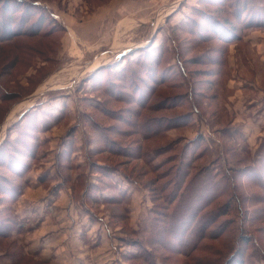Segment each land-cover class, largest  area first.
Returning <instances> with one entry per match:
<instances>
[{"label":"rangeland","instance_id":"1","mask_svg":"<svg viewBox=\"0 0 264 264\" xmlns=\"http://www.w3.org/2000/svg\"><path fill=\"white\" fill-rule=\"evenodd\" d=\"M227 1L22 0L25 11L34 12L26 14V26L33 25L37 33L0 43V94L12 98H0V132L8 107L15 112L0 133V152L7 140L14 141L17 122L26 110L35 112L42 124L58 120L39 130L36 158L22 160L30 163L24 177L0 167V186L9 180L20 188L11 196L0 192V223H13L11 232L0 235V264H64L52 262L48 256L52 251L46 250L65 243L68 264H148L135 240L147 254L163 257L162 264H194L150 243V229L163 225L160 219L154 224L150 212L163 207L154 182L169 168L193 175L195 167L221 149L224 161L219 173L230 169L231 180L226 181L228 189L221 187L220 194L204 198L208 201L203 211H218L219 222L230 219L233 224L204 238L200 245L207 247L191 258L199 255L222 264L235 245L237 228L243 227L258 244L247 264H264V186L252 173L257 171L259 179L264 168V157L261 160L256 150L264 139V116L256 113L258 90L246 86L251 81L264 92V64L249 45L223 43L203 20L204 13L233 20L226 11ZM259 2L264 9V0ZM18 13V9L11 12ZM144 51L160 59L152 69L154 80L133 63ZM258 55L264 57V49ZM231 72L236 74L230 83ZM119 73L129 78L135 74L141 81L129 83ZM132 86L141 88V106L131 97ZM192 105L198 113L187 120ZM46 114L52 118L46 120ZM25 118L20 128L31 124ZM142 122L144 126L153 122L158 132H139ZM197 136L214 153L204 157V152L193 157L192 166L183 167L178 164L182 147L195 143ZM148 150H155L150 159L155 169L146 161ZM104 166L112 171L101 170ZM32 170L40 173L36 184L26 178ZM110 183L119 202L108 200L113 199L107 189ZM90 185L97 191L93 193ZM27 187L31 202L25 210L18 200ZM231 196L239 200L244 223L235 214V203L230 214L222 212L232 204ZM261 214L263 220H258ZM68 229L74 232L69 235L76 241L74 248L64 236Z\"/></svg>","mask_w":264,"mask_h":264},{"label":"trees","instance_id":"2","mask_svg":"<svg viewBox=\"0 0 264 264\" xmlns=\"http://www.w3.org/2000/svg\"><path fill=\"white\" fill-rule=\"evenodd\" d=\"M10 1H13L14 3H11ZM261 0H228L226 5V11L228 12V15L233 18V20L225 19L217 16H211L206 13L202 17L208 26L211 27L214 33L218 34L220 37V40H222L223 43L226 45H229L233 42H240L242 37V31L244 29L253 27V28H264V9L260 8ZM10 4V6L8 5ZM20 4H22V10L20 8ZM33 6H38L37 4L33 3ZM40 7V6H38ZM18 9V15L11 14L12 11ZM25 7V2H22V0H0V43H4L9 41L10 39H14L19 36H27V35H34L37 33L33 25H30V27L26 26V14L32 15L34 14L29 11V14ZM234 22L239 23L238 26L233 25ZM29 32V33H28ZM224 44V45H225ZM142 58L140 61L133 62L135 65H140L143 70L142 72L146 74V76L149 79L154 80V73L152 69H154L155 65L160 62V59H156L153 56L145 55V51L141 52ZM154 55V54H153ZM145 59V60H143ZM156 68V67H155ZM219 71V70H218ZM221 72V71H219ZM126 74L119 73V78H125L129 83H132L135 80H139V78H135V74L133 76L130 75L129 77H125ZM141 81V79L139 80ZM141 88L137 89L136 87L132 86V90L135 91L131 97L136 100V102L141 106L142 101L144 99L141 91ZM4 97H7L4 99ZM0 98L4 101L12 99L9 98L6 94L5 96L0 94ZM192 108L190 112L186 114L187 120L190 119L193 113H198L197 108L195 106H191ZM22 119H20L17 122L16 129H17V135L14 139V141H8L3 146L2 150L3 153L0 152V154H5L4 156L0 155V167H5L8 169L10 173H13L15 176L22 178L25 176V172L30 168V163L27 161H22L24 159H35L37 154L36 151V144H37V134L39 133V130H42L44 127L50 125V123H53L57 118H53V121L50 122H43L41 121V118H36L37 115L35 112L31 110H26L24 113L20 115ZM24 116H28V119H26ZM25 118V122L28 120V123L31 122V124L26 125L27 122L22 126V128L19 127L20 122ZM33 118V121L30 120ZM48 118H52L49 115L46 114L45 119L48 120ZM58 120V119H57ZM41 124L39 126V124ZM27 128H25L26 126ZM153 122H146V126H144V123L140 125L139 132H146V135H152L154 132H158L153 127ZM144 126V127H143ZM233 125L228 127L230 130L228 132L233 131L232 129ZM20 128V129H19ZM226 128V129H228ZM225 129V131H226ZM146 130V131H145ZM235 131V129H234ZM41 132V131H40ZM159 133H157L158 135ZM26 139V140H24ZM195 143L183 146L182 153L179 160L180 165L183 167L189 166L188 163H191V166L193 165V157L199 156L200 154H204V157H208L212 154L213 151L206 150L207 147H203L204 139L201 136H197ZM230 139V138H228ZM29 140H34L32 143ZM263 142L259 144L258 148L256 149L257 152H259V155L261 157V160L264 157V139ZM221 144V143H220ZM66 145V143H65ZM22 148H21V147ZM67 147L69 145L67 144ZM185 148V149H184ZM10 149V150H8ZM22 149V150H20ZM8 150V151H6ZM5 151V152H4ZM26 151V152H25ZM155 150H148L146 152V161L150 165L151 168L155 169V161L150 159H153L152 156H154ZM222 152V149H221ZM216 152L214 158H212L209 162H205L203 165H200L199 167L194 168L193 175H190L188 173H185V171L179 170V168H169L168 172H166L163 176H159V179L154 182V184H157V197L162 201L163 207L162 209L159 208H153L150 212H152L153 221L154 224L157 223L158 219L163 221L162 226H156L152 227L150 229V235L152 234L151 238V244L156 245L158 248L175 254L182 255L187 258V261H195L194 264H221L218 259H211L207 257H199V255H195V257L191 258L196 251H203V245H200L202 240L207 237H215L216 235H219L220 233L227 231L230 224H233V220L230 219H224L223 222H219V214L218 211L205 213L203 210L207 206L206 203L208 200L204 201V198H213L215 194H220V188L222 187V190L224 188L228 189L226 186V181L231 180V170L230 169H222V173L220 174L219 171H221V163L224 161L223 159V152ZM214 153V152H213ZM192 154V155H191ZM27 162V163H26ZM264 162V159L262 163ZM264 165V163H263ZM20 167L19 169H16V167ZM101 170L105 171H112L111 168L101 167ZM191 168V167H190ZM109 169V170H108ZM100 170V171H101ZM261 177L257 178V171L253 170L252 173L254 174V180L256 183L261 184L264 186V168L260 169ZM115 171V170H114ZM177 171V173L175 172ZM116 172V171H115ZM248 172V171H246ZM244 173V175H247V173ZM111 173V172H109ZM180 173V174H179ZM248 173V174H252ZM160 175V174H159ZM243 175V173H242ZM212 177V178H209ZM220 177V178H219ZM256 177V179H255ZM125 178V177H124ZM187 178L188 182H187ZM252 178V179H253ZM40 180V179H39ZM127 180V178H125ZM225 180L224 183L221 181ZM43 181V179H41ZM229 184V182H228ZM113 186V187H112ZM95 185H90V189L93 192V188ZM0 192L1 194L10 195L14 192H17L20 190L19 187H16L15 184H12L11 181L7 180L2 183V186H0ZM153 188V187H152ZM89 189V190H90ZM109 193L111 194V197L113 199V202H119V193L115 186L110 183L108 184ZM264 189V188H263ZM154 191V189H150ZM233 192V186L230 184L229 192ZM94 190V192H96ZM19 192V191H18ZM93 192V193H94ZM113 194V195H112ZM117 195V196H115ZM15 195L13 199H16ZM115 196V197H114ZM153 199L154 197L151 196ZM190 198V200L188 199ZM187 199L189 201H187ZM96 200V199H95ZM231 200L229 206L222 210L223 214L231 213L233 209V204L235 203L236 206L234 208L235 214H238V219L243 218L242 214L243 211L241 209L238 210V203L239 200L236 196H231L229 199ZM96 202V201H95ZM171 205V207H170ZM191 206V209H188V206ZM206 205V206H205ZM169 206V208H168ZM173 206V207H172ZM183 207V209H181ZM180 207V208H178ZM227 209V210H226ZM231 210V211H228ZM192 211L194 213H192ZM263 214H261L259 217H256L258 220H263ZM246 216L243 218V223L246 221ZM248 220V219H247ZM250 220V219H249ZM178 221V222H177ZM176 223V227H170L171 223ZM11 222H5L0 223V235H5L8 232H11ZM160 224H162L160 222ZM169 224V225H168ZM173 225V224H172ZM164 231V235L167 234L166 238H164V235H160V230ZM219 229H221L219 231ZM238 231H234L236 234V242L234 247L228 252V255L224 257V261L222 264H247L246 259L250 256H255L253 253V250L256 252V249L254 246H258L257 241L254 238H251V235H249V232L244 233L243 227L237 228ZM166 232V233H165ZM247 234V235H245ZM160 237V238H159ZM135 243H137L138 246V253L143 255L145 257V261L148 264H162V262L165 261V259L161 256H154L153 254H147L148 251L143 248L142 244L140 242L135 240ZM255 244V245H254ZM206 246V245H205ZM253 246V247H252ZM207 247V246H206ZM263 254V253H262ZM190 263V262H189ZM182 264H188L187 262Z\"/></svg>","mask_w":264,"mask_h":264},{"label":"crops","instance_id":"3","mask_svg":"<svg viewBox=\"0 0 264 264\" xmlns=\"http://www.w3.org/2000/svg\"><path fill=\"white\" fill-rule=\"evenodd\" d=\"M262 31H264V28H253V27H249V28L244 29V31L242 33L241 40H240L239 43H245V45L247 44V46L249 45L251 47V49L253 50V52L257 55L258 61L260 60L261 61L260 63H263L264 64V57L262 55L261 56L258 55L259 53L261 54V51H263V49H264V32H262ZM252 37H253V39L260 38L258 40L259 42H255L254 40L252 41L251 40ZM247 41L248 42L250 41L249 44H248ZM235 43L236 42H233V43L229 44V46L230 45H234ZM230 51H231V49H230ZM229 63H231L230 62V59H229ZM235 74L236 73L231 72V78H230V81H229L230 83L232 82V80H235L234 79L235 78ZM254 84L255 83H253L251 81H248V83L246 84V86L249 89H252L254 87L253 88L254 91H257L258 90V92H259L258 93L259 94L258 95V99H257L259 105H258V103H255V105L257 104L259 106V109L256 111V113L258 114L257 117L258 116L260 117L261 115L264 116V92H261V90H259ZM8 108L10 109V106ZM9 109L7 110V113L5 115V118H4V121H3V127H1V132H2V130H6V127H7L8 123H9L7 119L11 118L14 115V113H15V112H13V110H11L12 108L10 110ZM233 119H234V117H233ZM31 174H32V176H30ZM39 174L40 173L38 171H33L32 170V172H30L27 175L26 178H28V180H30V184H32V183H35L36 184L35 179L38 180L37 178H38ZM27 189H28V187L26 188V190H25L24 194L22 195V197L18 200L19 201L20 208L21 209H25V210H27L28 208H30L29 207V202H31V201L28 200V192H27ZM46 194H47V192L45 193V196H46ZM67 231L69 232L68 235H64V236H67L68 237V239H69L68 240V244H73L72 245V248H74V246L77 245L76 244V241H73L72 240V237H69V235L71 233H74V232L72 231V229H68ZM61 241H63V239H61ZM62 245L67 247V243L62 244ZM62 245L61 244H58V245H56V248H53V249H50V250H46V251H49V252L52 251V253H49L51 255H48V256H51L52 262L61 260V261L64 262V264H68L69 263V259H67L64 256L66 252L64 251V248H63ZM75 252H77V251H75ZM60 256H62V257H60ZM72 261H73V259H72Z\"/></svg>","mask_w":264,"mask_h":264},{"label":"bare ground","instance_id":"4","mask_svg":"<svg viewBox=\"0 0 264 264\" xmlns=\"http://www.w3.org/2000/svg\"><path fill=\"white\" fill-rule=\"evenodd\" d=\"M102 57H103V56H102ZM103 58H104V57H103ZM94 62H95V61H94ZM94 64H95V63H94ZM98 64H99V63H98ZM92 65H93V63H92ZM92 65H91V66H92ZM93 66H94V65H93ZM43 84H44V83H43ZM40 86H41V85H40ZM44 87H45V86H44ZM37 94H38V93H37ZM29 105H30V104H29Z\"/></svg>","mask_w":264,"mask_h":264}]
</instances>
